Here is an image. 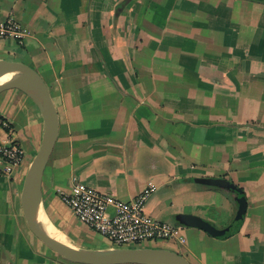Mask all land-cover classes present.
Wrapping results in <instances>:
<instances>
[{
    "label": "crops",
    "instance_id": "0c3cea01",
    "mask_svg": "<svg viewBox=\"0 0 264 264\" xmlns=\"http://www.w3.org/2000/svg\"><path fill=\"white\" fill-rule=\"evenodd\" d=\"M7 17L27 33L1 39L0 59L38 72L58 115L41 177L57 230L92 233L60 199L73 177L121 200L151 184L150 215L177 225L189 213L221 229L238 208L234 190L209 182L222 179L245 197L238 228L217 237L182 225L176 252L190 264H264V0H0ZM4 120L25 154L16 166L0 157V264H67L39 249L20 203L41 113L8 89L2 145ZM104 240L98 248L111 247Z\"/></svg>",
    "mask_w": 264,
    "mask_h": 264
},
{
    "label": "water",
    "instance_id": "95a60500",
    "mask_svg": "<svg viewBox=\"0 0 264 264\" xmlns=\"http://www.w3.org/2000/svg\"><path fill=\"white\" fill-rule=\"evenodd\" d=\"M0 92L8 89H19L26 93L37 105L43 118V133L37 153L25 173L20 203L28 229L44 245L61 256L64 260L78 264H190L176 251L158 247L130 248H84L62 241L49 234L34 218V208L42 206L41 177L44 167L52 152L58 133V115L42 77L33 68L18 62L0 59ZM212 184H220L237 193L238 208L230 227L217 229L211 223L194 214H180L178 223L200 228L212 236H222L233 226L239 225L246 209L242 189L226 180H209Z\"/></svg>",
    "mask_w": 264,
    "mask_h": 264
},
{
    "label": "built area",
    "instance_id": "2783aa9c",
    "mask_svg": "<svg viewBox=\"0 0 264 264\" xmlns=\"http://www.w3.org/2000/svg\"><path fill=\"white\" fill-rule=\"evenodd\" d=\"M26 33L13 17L0 22V40L12 38L21 42ZM2 126L9 134V140L7 144H0V157L11 166L19 165L25 151L10 138V123L4 120ZM154 189L149 184L135 197L121 200L73 177L71 189L61 192L60 199L79 221L104 236L113 248H130L133 244L151 239L184 242L181 224L163 221L145 211V203Z\"/></svg>",
    "mask_w": 264,
    "mask_h": 264
},
{
    "label": "rangeland",
    "instance_id": "374dc122",
    "mask_svg": "<svg viewBox=\"0 0 264 264\" xmlns=\"http://www.w3.org/2000/svg\"><path fill=\"white\" fill-rule=\"evenodd\" d=\"M225 199H226L225 196L221 193V225L223 224V216H224L225 207H226ZM231 225H232V221L230 223H227L226 225H224L221 228L230 227ZM91 231H92V233H90V232L85 233L83 230L77 229L78 235L73 237V236H67L65 233L58 230V232L60 234H63L66 237V239L69 243H71L75 246H83L84 248H93V249L98 248L99 246H104L103 243L101 242V240H103L104 236L98 234L94 230H91ZM29 232H30V236L32 237L33 241L38 245L40 250L47 251L48 253H50L51 255L56 257L58 260L64 261L67 264L72 263V262H69L67 260H64L61 256H59L58 254L53 252L51 249H49L46 245H44L37 237H35V235L32 234V232L30 230H29ZM106 241H108V240L106 239ZM107 244L111 246V243L109 241L105 244V246ZM162 244L167 246L169 249H172L175 251L176 250L178 251V249H179V247L177 245H174L172 241L163 240V239L144 240V241H141L137 244H133L130 247L153 246V247L162 248L163 247ZM126 247L128 248L129 246H126ZM73 264H78V263H73Z\"/></svg>",
    "mask_w": 264,
    "mask_h": 264
},
{
    "label": "bare ground",
    "instance_id": "6f19581e",
    "mask_svg": "<svg viewBox=\"0 0 264 264\" xmlns=\"http://www.w3.org/2000/svg\"><path fill=\"white\" fill-rule=\"evenodd\" d=\"M8 77V75L4 76L0 79V82L4 81ZM34 218L49 234L62 241L67 242L66 237L63 234H60L58 230L52 225V223L46 218L42 211V206H40L39 204H37L34 208Z\"/></svg>",
    "mask_w": 264,
    "mask_h": 264
},
{
    "label": "trees",
    "instance_id": "16d2710c",
    "mask_svg": "<svg viewBox=\"0 0 264 264\" xmlns=\"http://www.w3.org/2000/svg\"><path fill=\"white\" fill-rule=\"evenodd\" d=\"M238 187V186H237ZM240 188V187H239ZM243 196H244V194H243V191H242V193H241ZM238 228V225H235L234 227H233V229H230L228 232H226L224 235H222L221 237H228V236H230L231 234H233L235 231H236V229Z\"/></svg>",
    "mask_w": 264,
    "mask_h": 264
}]
</instances>
